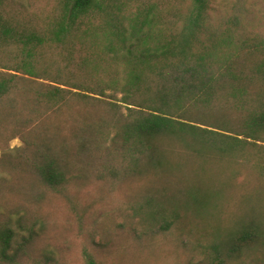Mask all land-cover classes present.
Segmentation results:
<instances>
[{
    "label": "trees",
    "instance_id": "obj_1",
    "mask_svg": "<svg viewBox=\"0 0 264 264\" xmlns=\"http://www.w3.org/2000/svg\"><path fill=\"white\" fill-rule=\"evenodd\" d=\"M211 3L0 0V264L53 262L52 197L134 178L156 235L190 213L209 249L264 251V36Z\"/></svg>",
    "mask_w": 264,
    "mask_h": 264
},
{
    "label": "rangeland",
    "instance_id": "obj_2",
    "mask_svg": "<svg viewBox=\"0 0 264 264\" xmlns=\"http://www.w3.org/2000/svg\"><path fill=\"white\" fill-rule=\"evenodd\" d=\"M211 4L214 25L233 24L239 32L264 36V0ZM21 144L20 139L11 142L12 147ZM142 190L143 182L134 178L90 182L72 188L68 196L52 197L46 208L47 229L35 243L36 250L52 257L51 264H87L91 258L97 264H264L263 250L245 249L228 257L209 249L211 231L194 214L185 213L177 228L156 235L149 224L132 216Z\"/></svg>",
    "mask_w": 264,
    "mask_h": 264
}]
</instances>
